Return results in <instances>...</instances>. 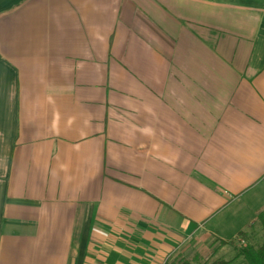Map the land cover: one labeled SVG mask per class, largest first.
Wrapping results in <instances>:
<instances>
[{"label":"crops","instance_id":"1","mask_svg":"<svg viewBox=\"0 0 264 264\" xmlns=\"http://www.w3.org/2000/svg\"><path fill=\"white\" fill-rule=\"evenodd\" d=\"M264 214V0H0V264H240Z\"/></svg>","mask_w":264,"mask_h":264},{"label":"rangeland","instance_id":"2","mask_svg":"<svg viewBox=\"0 0 264 264\" xmlns=\"http://www.w3.org/2000/svg\"><path fill=\"white\" fill-rule=\"evenodd\" d=\"M264 239V232L263 229L258 223L255 225L248 233H245L240 236V240L236 239L235 246L237 249L239 260L241 261L240 264H247L244 260V257L241 254V250L246 247L247 245L252 246L253 248H258Z\"/></svg>","mask_w":264,"mask_h":264},{"label":"trees","instance_id":"3","mask_svg":"<svg viewBox=\"0 0 264 264\" xmlns=\"http://www.w3.org/2000/svg\"><path fill=\"white\" fill-rule=\"evenodd\" d=\"M259 223L264 232V214L258 216ZM247 264H264V239L258 248L247 245L241 250V254Z\"/></svg>","mask_w":264,"mask_h":264}]
</instances>
